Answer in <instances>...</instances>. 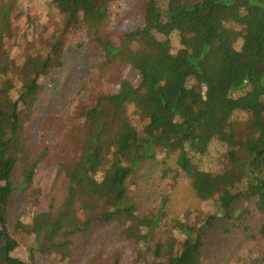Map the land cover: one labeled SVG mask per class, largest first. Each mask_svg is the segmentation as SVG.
<instances>
[{"label": "trees", "instance_id": "obj_1", "mask_svg": "<svg viewBox=\"0 0 264 264\" xmlns=\"http://www.w3.org/2000/svg\"><path fill=\"white\" fill-rule=\"evenodd\" d=\"M88 47L91 76L35 140L53 75ZM46 158L62 201L11 226ZM149 164L164 186L142 214ZM184 186L193 204L173 210ZM94 232L115 245L85 264L125 247L126 264H219L217 234L241 237L236 264H264V0H0V264H78Z\"/></svg>", "mask_w": 264, "mask_h": 264}, {"label": "rangeland", "instance_id": "obj_2", "mask_svg": "<svg viewBox=\"0 0 264 264\" xmlns=\"http://www.w3.org/2000/svg\"><path fill=\"white\" fill-rule=\"evenodd\" d=\"M128 1L132 2L134 0ZM136 22V19L133 20V24H136ZM131 26V22L126 23L127 29H132ZM84 40L85 38L82 39V41ZM96 60L97 55L88 47V51L84 50L81 53L71 54L68 57L65 68L53 75L52 81L55 82L56 87L53 91L55 92L52 93L50 91L45 94L42 101L36 105L34 115L32 116L30 134L35 140L44 139L50 133L49 127L51 124L49 120L58 114H63V111L65 112L73 94L79 88L81 77L85 79L91 76ZM47 86H51V84L48 83ZM55 144L58 145L60 142H56ZM153 171L152 165L149 164L141 173L135 175L133 190L135 200L139 204L142 214H145L152 207L153 202L160 197V193L163 191L164 184L158 181ZM64 186L63 172L59 167L58 161L53 158H46L39 165L34 179L33 189L36 191L35 199H28L30 194L17 198L19 205L17 204L10 218L11 226L18 225L22 218H19L20 220H17V218L30 205H34V203L40 205L41 209L45 211L49 210L53 205H59L63 199ZM185 188L186 186L183 187L180 195L174 200L173 210L183 211L193 204L192 196L184 195ZM100 237L105 241L106 245L112 242L113 246L115 245L113 237H104L103 233L94 232V234H90L85 239V249L88 252L85 256L81 257V261L78 264H85V262L90 260L92 258V251H94V256H98V258L105 255V252H97L99 248L97 241ZM241 241L240 236L231 239V237L217 234L213 237L208 252L213 254L219 264H236L243 253L246 252L238 248ZM130 253V249L125 247L121 255L120 264L127 263Z\"/></svg>", "mask_w": 264, "mask_h": 264}]
</instances>
